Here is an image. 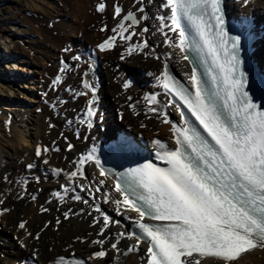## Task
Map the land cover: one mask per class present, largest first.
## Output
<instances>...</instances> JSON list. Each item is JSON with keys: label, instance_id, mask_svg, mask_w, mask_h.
Masks as SVG:
<instances>
[{"label": "bare ground", "instance_id": "bare-ground-1", "mask_svg": "<svg viewBox=\"0 0 264 264\" xmlns=\"http://www.w3.org/2000/svg\"><path fill=\"white\" fill-rule=\"evenodd\" d=\"M59 2L60 7L51 0H0V37H19L0 58V102L6 105H0V264H149V242L140 240L133 226L180 225L197 214L198 191L188 172L175 176L174 185L152 170L136 175L135 191L157 206L152 220L99 161L120 146L145 163L162 165L165 153L182 146L175 131L184 126L178 106L163 90L168 73L194 88L172 16L174 0ZM224 6L233 19L255 20L251 56L264 73V0H224ZM130 13L136 25L125 19ZM28 18H38L48 45L37 57L25 49ZM12 26L22 28L13 32ZM70 48L76 62L62 58L60 89L83 87L88 100L85 105L84 97H77L63 107L65 116L54 115L45 103L53 91L45 78L57 68L54 59ZM18 59L22 64L11 67L9 61ZM27 91L34 104L21 99ZM90 106L96 109L92 120ZM81 112L88 134L78 131ZM219 199L206 207L209 220L248 231L251 247L226 256L185 254L182 264H264V235L230 208L228 199Z\"/></svg>", "mask_w": 264, "mask_h": 264}, {"label": "rangeland", "instance_id": "rangeland-1", "mask_svg": "<svg viewBox=\"0 0 264 264\" xmlns=\"http://www.w3.org/2000/svg\"><path fill=\"white\" fill-rule=\"evenodd\" d=\"M51 2H52V4L53 5H57L58 7H60L59 5V0H51ZM39 4H41V3H39ZM4 13L5 14H10V11H9V8H4ZM38 19V18H37ZM37 19L35 18L34 19V21H33V19H31V18H28V20H30L29 21V25H30V29H31V34L29 33V35H27L28 37V41H26L25 43H26V47H25V49H30L32 52H33V54H34V56L35 57H37V54L38 53H41V54H45L46 53V48H48V45H46L45 43H44V40L42 41L41 40V30H42V28H40L39 26H40V22L38 23V21H37ZM37 22H36V21ZM18 28L19 29H21L22 28V26H20V27H18V26H12V31L13 32H15V31H17L18 30ZM40 28V29H39ZM30 42V43H29ZM17 43H19V37H17V34L15 35V34H9V35H7V37L5 36H3V37H0V58H2V57H5V56H7L8 54H9V52H10V50H12L15 46H16V44ZM35 49V50H34ZM72 48H70V49H64L63 51H62V53L59 55V57L57 58V59H54V63H55V67H57V68H54L53 69V73H52V75L49 73V72H47V75H46V78H45V82H48L49 83V86H48V90H53L52 91V93H51V97H50V99H46V101H45V103H46V105H49V107L51 108V110L53 109V111H55V112H53V114L54 115H59V114H62L63 113V115L65 116V111L66 110H64V106H66V105H68V104H70V103H73V100H75V99H77V97H84V99H85V101H84V104L86 105V103H87V100H88V97H87V95H88V91L86 92V90L82 87V88H78V87H71V86H69V88L68 87H65L64 89H60L61 88V86H62V84L64 83V79L62 80V84H61V66H60V63H61V60H62V58H66V60H67V58H69L70 59V63H75L76 62V57L74 56V55H76L77 56V54H75V53H73V51L71 50ZM67 52V54H65L66 52ZM72 51V52H71ZM45 52V53H44ZM74 54V55H73ZM64 55V56H63ZM66 55V56H65ZM72 55V56H71ZM71 56V57H70ZM60 61H59V60ZM9 64H11V67L13 66L14 68H18L17 66L18 65H20V64H22V62H20V60L18 59V60H16L15 62H10L9 61ZM60 67H59V66ZM167 67V66H166ZM119 67L117 66V69H118ZM59 71V72H56V71ZM55 73H57V74H55ZM60 77H59V76ZM58 84H60L59 86H58ZM3 88H4V85H3ZM67 88V89H66ZM74 88V89H73ZM60 89V90H59ZM72 90V91H70V90ZM87 89V88H86ZM57 90V91H56ZM74 90H75V92H74ZM83 90L85 91V92H83ZM82 91V92H81ZM22 92V91H21ZM55 92H57V93H55ZM62 92V93H61ZM72 92L74 93V94H72ZM27 94H26V96H25V94H24V96L23 97H25V98H21L22 96H21V94H20V98L21 99H23V101L24 102H29V103H31V104H34V95H31L30 93H28V91L26 92ZM85 93H87V94H85ZM59 96H58V95ZM61 94V95H60ZM69 94H71V95H69ZM79 94V95H78ZM23 95V94H22ZM29 95V96H28ZM67 95V96H66ZM82 95V96H81ZM54 96V97H53ZM56 96V97H55ZM65 96H66V98H65ZM73 96V97H72ZM33 97V98H32ZM58 97V98H57ZM63 97V98H62ZM74 97H76V98H74ZM87 97V98H86ZM53 98V99H52ZM70 98V99H69ZM72 98V99H71ZM30 99H32V100H30ZM51 99H52V101H51ZM69 99V100H68ZM91 99V98H90ZM22 101V102H23ZM67 101V102H66ZM69 101V102H68ZM57 102V103H56ZM63 103V104H62ZM67 103V104H66ZM134 103H136V102H134ZM55 106V107H53V105ZM59 104H60V106H59ZM0 105L1 106H5L6 107V105L4 104V103H1L0 102ZM59 106V107H58ZM14 106H12L11 105V108H13ZM58 107V108H57ZM55 108V109H54ZM133 110H134V108H132ZM62 110H63V112H62ZM58 111V112H57ZM58 114H57V113ZM83 112V111H82ZM82 112L80 113V115L82 114ZM65 113V114H64ZM82 117V118H81ZM83 117H84V115L82 114L81 116H79L78 117V128H80V129H78V131L79 132H81V133H85V131H86V133L88 132L89 133V131H90V129L88 130V126H87V123H85L84 122V119H83ZM70 118L71 117H69V120H67L66 121V125H68V126H71V124H72V121L70 120ZM81 119H82V121H81ZM27 121V120H26ZM67 123H69V124H67ZM85 124V125H84ZM84 126V127H83ZM84 129H83V128ZM86 128V129H85ZM83 131V132H82ZM87 133V134H88ZM12 182V180L10 181V183ZM22 200V199H21Z\"/></svg>", "mask_w": 264, "mask_h": 264}, {"label": "water", "instance_id": "water-1", "mask_svg": "<svg viewBox=\"0 0 264 264\" xmlns=\"http://www.w3.org/2000/svg\"><path fill=\"white\" fill-rule=\"evenodd\" d=\"M126 19L130 21L131 24L136 25L138 23L137 19L135 18L134 14L130 13L126 16ZM188 62L191 64V59L187 56Z\"/></svg>", "mask_w": 264, "mask_h": 264}]
</instances>
